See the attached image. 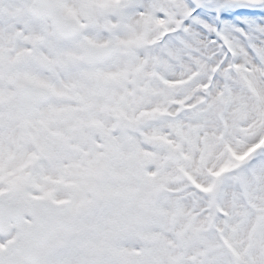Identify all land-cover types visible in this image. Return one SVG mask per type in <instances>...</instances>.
<instances>
[{
	"label": "snow or ice",
	"instance_id": "snow-or-ice-1",
	"mask_svg": "<svg viewBox=\"0 0 264 264\" xmlns=\"http://www.w3.org/2000/svg\"><path fill=\"white\" fill-rule=\"evenodd\" d=\"M0 264H264V0H0Z\"/></svg>",
	"mask_w": 264,
	"mask_h": 264
}]
</instances>
